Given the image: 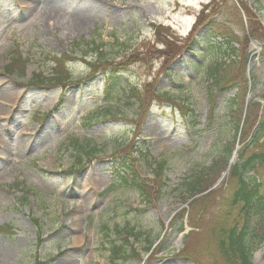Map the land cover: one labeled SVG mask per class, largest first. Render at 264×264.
<instances>
[{
  "label": "rangeland",
  "instance_id": "1",
  "mask_svg": "<svg viewBox=\"0 0 264 264\" xmlns=\"http://www.w3.org/2000/svg\"><path fill=\"white\" fill-rule=\"evenodd\" d=\"M247 1L264 31V9L256 11L255 2ZM208 3L223 4L227 12L233 3L247 32L246 13L236 0H0V264H213L217 259L208 227L224 196L225 168L193 201L194 208L202 205L204 218L194 228L184 219V231H175V215L194 209L189 205L194 198L182 201L178 185L218 158L229 160L226 150L238 151L242 143L233 142L231 133L223 135L231 126L224 118L225 100L235 91L214 98L215 121L206 127L214 94L199 66L222 59L235 65L230 77L245 74L246 86L256 76L248 106L260 110L264 43L249 36L243 41V32L234 50L222 55V40L213 39L216 52L205 54L207 45L187 49L166 74L164 60L151 52L164 49L153 25L185 43ZM90 39L103 44L105 59L124 64L119 84L140 87L150 107L145 116L136 118V107L117 96L107 107L104 91H119L118 83L107 81L101 69L89 72L84 42ZM252 42L256 53L250 51ZM137 56L145 58L132 61ZM60 67L78 83L67 88L31 83L35 77L53 79ZM159 159L165 161L157 177L153 164ZM139 183L147 197L133 186ZM130 229L141 235L129 237ZM120 245L130 257L112 261L110 248ZM252 258L264 264V248Z\"/></svg>",
  "mask_w": 264,
  "mask_h": 264
},
{
  "label": "trees",
  "instance_id": "2",
  "mask_svg": "<svg viewBox=\"0 0 264 264\" xmlns=\"http://www.w3.org/2000/svg\"><path fill=\"white\" fill-rule=\"evenodd\" d=\"M253 1L256 4V11L263 9L259 0ZM236 2L240 4L241 9L246 13L247 22L249 23L247 32H245L243 22L240 19L241 14L233 3L229 5L231 13L227 12L223 4L214 5V3L212 7L209 4L203 6L185 43L176 42L178 38L172 34H168L166 32L168 31L167 29L154 26L155 41L164 49H152L151 52L154 57L164 60V64H162V69H165L164 73L166 74V72H168L166 67L171 64L177 56L187 51L188 48L194 50L199 46L207 45L208 48L205 54L216 52L213 51V49L217 48L210 45L213 39L220 38L222 40L221 42L223 43L220 42V45H222V55H226L228 52L234 50L235 44L240 40V34L244 35L245 33V36H243V41L245 42L249 36L250 38L252 37L264 43V31L259 28L260 24L252 14L251 5L247 0H236ZM224 15H229V17L227 18ZM200 30H203V34L198 33ZM102 45L103 44L99 45L94 39H90L89 42H84V57H88L89 55V57H91L89 62L85 60L84 62L89 67V72L101 69L107 81L112 82L114 86L118 83L117 89L119 91L115 90L116 92H113L114 90L111 91V89H106L104 91V97H106L108 103L107 107L110 109L113 104L114 96H117L119 100L127 101L136 107V118L145 116L149 104L147 103L146 105V102H144L142 91H140V88L136 85L125 88L119 84L121 83L119 78L126 72L124 70V64L114 61L113 58L110 60L105 59L106 51L103 49ZM114 46V44L108 46L109 50H111L110 52H112ZM120 46L122 45L120 44L118 47ZM244 51L245 50L242 48L240 61L243 65L242 69L245 68L247 60ZM149 52L150 50H148V54ZM146 54L145 52L144 55ZM261 54V60H264V50ZM132 55L136 56L134 53ZM196 55L198 56L200 54ZM71 58L76 59L73 53ZM144 58L145 56H137L136 60L131 59L132 61H138V59L142 61ZM59 61H62V59H58V67L60 64ZM231 66L235 65H227L221 59H214L209 61L208 64L205 63L199 66L201 70H204L205 77L210 83L211 89L209 95L214 94L212 97L213 99L211 98L209 102L210 106L208 108L209 113L206 120V127L209 128L213 121H215L216 110H214V98L222 93L229 92L235 86L237 88V93L232 96V99L227 101L226 109L228 112L227 116H224V118L228 120L226 123L229 122L231 124L230 131L223 132V135L226 136L227 133H231L233 142L236 137L239 138L240 142L242 141V147L238 150L236 163L229 169L230 174L225 186L220 188L224 190V196L217 205L216 222L210 224L208 227V238L211 241L212 252L215 253L217 258L212 261L213 264H254L252 261L253 254L260 251L264 245V179L260 172L264 171V109L261 116L258 117L259 109L255 111L252 106H247V111L244 114L243 106L247 92L245 77L242 72L237 74H242L240 76L230 77L229 70ZM256 79L257 77L253 75V85L257 83ZM31 83L37 86L56 85L57 87L67 88L71 84L78 83V81H74L72 77L60 67L53 79L47 81L35 77ZM146 87L147 86H145V89ZM158 94L159 92L157 91L155 96L157 97ZM114 107L117 109L116 103ZM257 107L258 105H256V108ZM242 117L244 119L243 123ZM251 121H253L252 124ZM224 147H227L225 143ZM233 149L234 146L226 150L229 152L230 156L233 153ZM218 159L211 162L206 168L195 170L192 172L191 177L186 178L178 185L179 187L176 189V192H178L182 201L184 200L186 203L188 200L193 199V197L204 193L205 190L214 186L212 183L214 181H212V179L217 173L216 171L220 168L224 169L228 165V159L224 160V163L218 161ZM164 161L165 160L161 159L154 162V169L159 171L158 174H156L157 177H160L164 169ZM140 184L141 183L133 186L137 188L142 197H147V193L144 192V188ZM145 200L149 203L148 198H145ZM193 201L197 203L195 198ZM193 201L191 203H193ZM201 206L202 205H198L196 208L193 207L194 209L191 208L187 215L191 228H194L197 221L204 218L205 210L198 208ZM184 214L185 212L183 211V213L175 215V219L179 220L178 226L175 228L177 232H182L184 230ZM131 234H133V236L141 235L140 233H134V231L130 229L128 235L131 236ZM187 238L188 235L184 236V254L188 253ZM110 254L112 261H119L128 256L123 252L122 246L112 247Z\"/></svg>",
  "mask_w": 264,
  "mask_h": 264
},
{
  "label": "bare ground",
  "instance_id": "3",
  "mask_svg": "<svg viewBox=\"0 0 264 264\" xmlns=\"http://www.w3.org/2000/svg\"><path fill=\"white\" fill-rule=\"evenodd\" d=\"M257 49H258L257 44L255 42H252L250 51H252V53H256Z\"/></svg>",
  "mask_w": 264,
  "mask_h": 264
},
{
  "label": "water",
  "instance_id": "4",
  "mask_svg": "<svg viewBox=\"0 0 264 264\" xmlns=\"http://www.w3.org/2000/svg\"><path fill=\"white\" fill-rule=\"evenodd\" d=\"M235 159V154H234V157L232 158V160H231V163L230 164H232L233 163V160Z\"/></svg>",
  "mask_w": 264,
  "mask_h": 264
}]
</instances>
